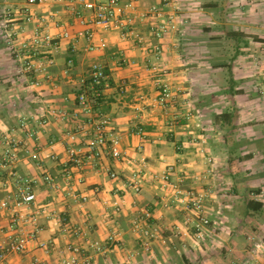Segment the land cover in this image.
I'll list each match as a JSON object with an SVG mask.
<instances>
[{
    "label": "crops",
    "instance_id": "1",
    "mask_svg": "<svg viewBox=\"0 0 264 264\" xmlns=\"http://www.w3.org/2000/svg\"><path fill=\"white\" fill-rule=\"evenodd\" d=\"M26 1L0 0V4ZM67 1L35 6L40 12L58 9L72 32L62 40L51 68L58 78L56 85L45 81L34 92L29 80L18 74L11 52L0 43V128L14 127L19 114L35 110L40 98L72 110L89 78L90 65L100 61L111 86L95 111L111 118L125 158L107 154L84 169L83 183L75 170L68 185L62 171L70 160L64 138L73 123L51 118L41 139L31 145L53 151L58 160L45 159L38 166L22 151L17 164L6 168L0 164V201L10 198L8 208L0 213V244L5 246L14 235L32 229L30 221L12 228L14 217L28 219L43 210L38 215L39 239L29 244L26 253H9L0 264H28L34 259L63 264L69 255L68 243L105 242L112 232L118 233L121 245L109 244L105 251L94 253L92 264H233L254 263L255 257L263 264L262 254L253 248L264 241V0H177L180 20L186 22L162 41L165 51L160 65L165 74L151 69L154 57L146 48L121 39L117 31L97 29V37H107L108 45L104 51L88 52L87 39L75 37L82 27ZM155 2L146 0L141 6ZM149 26V22H138L136 28L147 35ZM62 29L60 23L51 25L54 35ZM69 58L74 66L66 73ZM160 75L175 95L169 109L157 102ZM3 150L0 142V161ZM143 164L160 174L174 165L172 180L184 190L211 191L206 202L211 217L207 241L198 245L190 235L174 233V225H182L188 211L184 204L163 205L172 187L151 176L145 177L139 194L126 184ZM107 169L119 177L111 178ZM47 171L55 176L58 187L43 181ZM16 175L38 180L32 187L36 200L31 204H15L23 186ZM69 187L78 197L87 195L86 203L80 205ZM123 193V209L116 213L113 202ZM145 209L153 211V222L168 239L167 243L156 241L151 252L145 251L132 229L133 218ZM66 225L82 227L87 237L66 232ZM40 241L48 243L49 252L39 246ZM132 251L134 257L129 255Z\"/></svg>",
    "mask_w": 264,
    "mask_h": 264
},
{
    "label": "built area",
    "instance_id": "2",
    "mask_svg": "<svg viewBox=\"0 0 264 264\" xmlns=\"http://www.w3.org/2000/svg\"><path fill=\"white\" fill-rule=\"evenodd\" d=\"M65 1L67 0H27L21 5L0 4V43L11 52L17 63L18 74L29 80L34 92L41 90L39 88L44 85L45 81L51 80L52 84L56 85L58 78L54 76L51 68L56 65V54L62 47V40L70 38L72 35L70 29L65 23L63 24L59 17L58 9L40 12L35 6L56 5ZM68 1L77 15L78 24L82 27L76 32L75 37L87 39L86 50L88 52L104 51L108 45L107 37L104 35L97 37V29L117 31L121 39H132L139 46L147 49L149 54L154 57L151 62L153 71L166 73V69L160 65V59L165 51L162 41L168 35L179 31L181 22H186L185 19L180 20V8L177 5V0H158V2L147 6H141L146 0ZM138 22H149L147 35L136 28ZM52 23L56 25L60 23L63 28L62 32L54 35L51 32ZM73 66L74 60L69 58L65 72L69 73ZM156 85L159 91L158 104L164 109H169L175 103V95L170 84L160 75L157 77ZM110 86V76L105 65L100 61H94L89 67V78L84 80V88L77 93L72 110L37 96L36 98H40L38 100L40 105L35 110L29 113H20L14 127L0 128V142L4 146L0 164L5 168L17 164L21 159L22 151H25L38 166L44 165L45 159L58 160L57 154L53 151L43 150L41 145L36 147L31 145L32 141L38 142L41 139L43 129L53 117L73 123L64 138L70 160L64 163L62 171L68 185L75 176V170L79 174L77 180L83 183L85 180L84 169L90 164L99 163L107 154L116 159H124L125 153L121 147V139L111 128V118L95 111L100 99L104 96L105 89ZM36 95L40 94L36 93ZM190 115L188 113L187 118ZM49 144L51 147L54 142L51 141ZM127 162L132 163L129 160ZM144 162L143 160L142 163ZM174 171L175 166L169 165L165 172L154 173L150 172L146 164H143V167L132 173L126 184L139 194L143 189L145 177L151 176L172 187V195L165 199L163 205L170 208L184 204L188 211L183 218V224L174 225V233L190 235L195 244L199 245L206 239L211 225V217L206 210L207 198L210 197L211 191L195 190L194 188L184 190L181 184L172 180ZM107 172L111 178L119 177L116 171L107 169ZM16 179L22 182L23 186L20 188V195L15 204H31L36 200V193L32 187L38 183V180L20 175H16ZM43 181L48 185L59 186L50 171L45 172ZM71 189L73 188H68L80 205L86 203L87 195L78 197L76 192ZM117 197L119 200L113 202V209L119 213L123 209L124 193L118 194ZM9 203V197L0 201V213L8 208ZM42 212L43 210H39L28 219L22 215L14 217L12 228H17L18 223H25V221H30L33 227L17 236L14 235L5 246L0 244V262L9 253H26L29 244L39 239L38 215ZM132 229L139 234L141 244L146 252L152 251V245L156 241L168 242L160 226L153 222V211L150 209L143 210L140 215L133 218ZM65 231L84 238L87 237V232L82 227L72 229L66 225ZM109 244L121 245L117 232L110 233L105 242L95 239L90 241L88 246L68 243L66 250L69 255L63 259V264H92L93 254L105 251ZM39 246L47 252L50 251L46 241H40ZM253 250L262 254L261 259L264 264V241L254 244ZM129 255L134 257L135 252L132 251ZM255 258L257 262L254 263L234 262L233 264H260L258 257ZM28 264L44 263L39 259H34Z\"/></svg>",
    "mask_w": 264,
    "mask_h": 264
},
{
    "label": "rangeland",
    "instance_id": "3",
    "mask_svg": "<svg viewBox=\"0 0 264 264\" xmlns=\"http://www.w3.org/2000/svg\"><path fill=\"white\" fill-rule=\"evenodd\" d=\"M3 1H4V2H7V0H3ZM4 2H3V3H4ZM207 240H208V239H207V237H206V239H205L203 242H205V241H207ZM201 243H202V242H201ZM201 243H200V244H201Z\"/></svg>",
    "mask_w": 264,
    "mask_h": 264
},
{
    "label": "trees",
    "instance_id": "4",
    "mask_svg": "<svg viewBox=\"0 0 264 264\" xmlns=\"http://www.w3.org/2000/svg\"><path fill=\"white\" fill-rule=\"evenodd\" d=\"M100 101H101V99H100Z\"/></svg>",
    "mask_w": 264,
    "mask_h": 264
}]
</instances>
